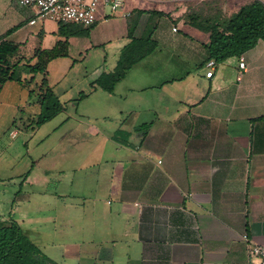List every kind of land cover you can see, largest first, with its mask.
<instances>
[{"label": "crops", "instance_id": "obj_1", "mask_svg": "<svg viewBox=\"0 0 264 264\" xmlns=\"http://www.w3.org/2000/svg\"><path fill=\"white\" fill-rule=\"evenodd\" d=\"M35 17L0 0V47H16L0 50V71L22 79L1 89L0 144L45 128L52 161L24 174L0 220L58 264H256L243 236L264 246V41L208 78L210 35L190 24L135 11L104 10L89 28ZM148 30L156 50L113 92L99 87ZM55 47L45 77L23 69ZM44 78L63 110L33 130Z\"/></svg>", "mask_w": 264, "mask_h": 264}, {"label": "trees", "instance_id": "obj_2", "mask_svg": "<svg viewBox=\"0 0 264 264\" xmlns=\"http://www.w3.org/2000/svg\"><path fill=\"white\" fill-rule=\"evenodd\" d=\"M151 16H163L160 12L149 13ZM152 24V23H150ZM194 27L210 35V43L206 46L210 58L216 62H224L233 57H241L247 51L255 48L260 41H264V2L255 0L242 6L236 13L227 19L212 22L209 19L200 21L197 17L191 18L190 23ZM152 29V26H150ZM149 30L142 38H134L126 46L119 60V66L109 73L104 74L97 81L99 87L106 92H113L116 84L125 78L127 72L152 54L157 44L152 40ZM16 47H0V50L13 51ZM60 49L44 50L39 53L38 62L23 67L34 76L47 75V66L51 60L61 56ZM23 81L27 86L33 82ZM8 81L22 82L20 68L12 71H0V92ZM34 91H32L33 93ZM39 101L42 112L38 116L33 130L55 118L62 110V105L53 95L47 79L44 78L39 86ZM0 264H58L46 256L41 249L29 238L25 230L15 220H0Z\"/></svg>", "mask_w": 264, "mask_h": 264}, {"label": "rangeland", "instance_id": "obj_3", "mask_svg": "<svg viewBox=\"0 0 264 264\" xmlns=\"http://www.w3.org/2000/svg\"><path fill=\"white\" fill-rule=\"evenodd\" d=\"M253 1L255 0H127L133 11L160 12L163 16H152V22L162 20L170 25L188 24L191 18L195 17L200 21L209 19L212 22H218L227 19L242 6ZM261 1L264 2V0ZM106 12L108 13L109 9H106ZM45 131L44 128L32 141L29 136L21 134L15 140H5V144H0V153H5L3 160L0 161V216L12 213L15 198L19 194L18 186L22 183L26 172L28 174L32 169L45 171L49 168L52 159L46 153ZM24 138L25 141H23ZM29 146L30 151H28ZM37 157L40 159L38 160ZM39 196L43 201L48 199H44L42 194ZM48 203L39 215L49 214L50 204ZM42 230L44 233L48 232L47 228Z\"/></svg>", "mask_w": 264, "mask_h": 264}, {"label": "built area", "instance_id": "obj_4", "mask_svg": "<svg viewBox=\"0 0 264 264\" xmlns=\"http://www.w3.org/2000/svg\"><path fill=\"white\" fill-rule=\"evenodd\" d=\"M21 6L31 7L35 10V18L30 21L34 25L38 21L51 20L56 23L76 24L83 27L94 26L100 16V13L109 9L111 14H122L125 18L132 15L133 9L128 5L127 0H18ZM177 32V27L173 28ZM217 62L211 59L207 63L209 71L207 77L211 78ZM241 70L246 69L243 59L240 60ZM242 74L237 77L241 81ZM249 253L257 259L256 264H264V246L257 245L249 240L247 235L243 236Z\"/></svg>", "mask_w": 264, "mask_h": 264}]
</instances>
